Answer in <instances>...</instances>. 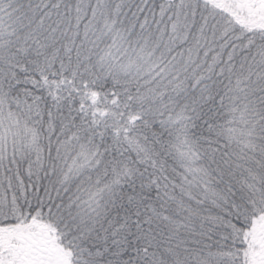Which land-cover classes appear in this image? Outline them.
Here are the masks:
<instances>
[{
  "label": "snow or ice",
  "instance_id": "obj_1",
  "mask_svg": "<svg viewBox=\"0 0 264 264\" xmlns=\"http://www.w3.org/2000/svg\"><path fill=\"white\" fill-rule=\"evenodd\" d=\"M0 264H264V0H0Z\"/></svg>",
  "mask_w": 264,
  "mask_h": 264
}]
</instances>
